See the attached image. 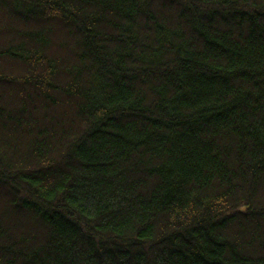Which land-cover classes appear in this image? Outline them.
Returning <instances> with one entry per match:
<instances>
[{"label":"trees","instance_id":"trees-1","mask_svg":"<svg viewBox=\"0 0 264 264\" xmlns=\"http://www.w3.org/2000/svg\"><path fill=\"white\" fill-rule=\"evenodd\" d=\"M0 264H264V0H0Z\"/></svg>","mask_w":264,"mask_h":264}]
</instances>
